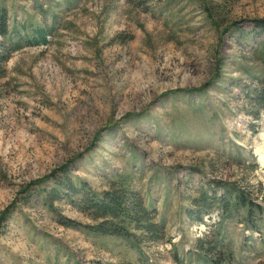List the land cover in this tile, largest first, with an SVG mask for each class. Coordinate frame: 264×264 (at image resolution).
I'll use <instances>...</instances> for the list:
<instances>
[{
	"label": "rangeland",
	"instance_id": "374dc122",
	"mask_svg": "<svg viewBox=\"0 0 264 264\" xmlns=\"http://www.w3.org/2000/svg\"><path fill=\"white\" fill-rule=\"evenodd\" d=\"M2 10L0 264H264V0ZM72 187L137 193L158 239Z\"/></svg>",
	"mask_w": 264,
	"mask_h": 264
},
{
	"label": "trees",
	"instance_id": "16d2710c",
	"mask_svg": "<svg viewBox=\"0 0 264 264\" xmlns=\"http://www.w3.org/2000/svg\"><path fill=\"white\" fill-rule=\"evenodd\" d=\"M6 22V13L2 10L0 12V35L2 36L6 33ZM255 27L261 29L262 33H264L263 20L256 21ZM38 38L39 41L45 42V30L43 28L37 30ZM6 61L7 57L0 58V71L2 69L1 66ZM1 76L2 74L0 73ZM71 189H74L72 194H76L79 197L80 208L91 211L98 217L108 218L112 221L109 226L107 225L109 223L99 225L97 227L99 233H109L110 235L127 238V236L131 235L128 231L135 229L136 231L156 235V238H152V240L158 239L157 232H160L162 228L157 222H154L155 214L143 206L142 200L137 193L118 188L103 192L99 198L96 196L90 198V192L83 187H79V193L75 188L72 187Z\"/></svg>",
	"mask_w": 264,
	"mask_h": 264
},
{
	"label": "bare ground",
	"instance_id": "6f19581e",
	"mask_svg": "<svg viewBox=\"0 0 264 264\" xmlns=\"http://www.w3.org/2000/svg\"><path fill=\"white\" fill-rule=\"evenodd\" d=\"M260 143V147L264 149V137L261 136L260 138H257V140ZM263 163H264V157H263Z\"/></svg>",
	"mask_w": 264,
	"mask_h": 264
}]
</instances>
